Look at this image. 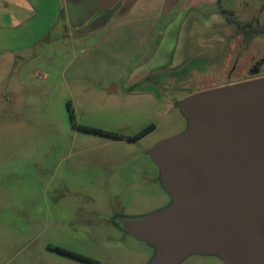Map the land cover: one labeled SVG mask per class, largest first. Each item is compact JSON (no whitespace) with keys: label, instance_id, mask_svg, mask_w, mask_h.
<instances>
[{"label":"rangeland","instance_id":"1","mask_svg":"<svg viewBox=\"0 0 264 264\" xmlns=\"http://www.w3.org/2000/svg\"><path fill=\"white\" fill-rule=\"evenodd\" d=\"M185 4L156 7L146 31H62L56 0H38L24 26L0 23V264H89L54 249L98 264H150L153 249L118 226L171 203L148 151L186 130L181 100L236 84L264 59V36L237 34L264 23V0ZM93 12L91 23L103 16ZM159 55L169 60L160 70ZM148 126L138 141L125 139ZM180 264L223 262L192 254Z\"/></svg>","mask_w":264,"mask_h":264},{"label":"water","instance_id":"2","mask_svg":"<svg viewBox=\"0 0 264 264\" xmlns=\"http://www.w3.org/2000/svg\"><path fill=\"white\" fill-rule=\"evenodd\" d=\"M177 106L186 130L148 151L171 203L120 220L122 231L153 249L150 264H180L192 254L264 264V77L191 94Z\"/></svg>","mask_w":264,"mask_h":264},{"label":"crops","instance_id":"3","mask_svg":"<svg viewBox=\"0 0 264 264\" xmlns=\"http://www.w3.org/2000/svg\"><path fill=\"white\" fill-rule=\"evenodd\" d=\"M35 1L36 3L38 2V0H14L13 3L12 0H0L2 4V7H0V16H6L7 18L4 19L0 17V23L4 21L12 22V27L14 28L24 26L33 18V15L36 14L37 8L35 7ZM174 1L178 2L179 0H117L112 7L102 9L100 7V0H56V14H59L64 24L59 26V23H55L53 26L54 28L57 27L55 29H58L59 26L62 31L108 32L111 30V26L146 31L150 30L153 26L150 16L151 12H154L156 7L163 10L164 6ZM185 1L186 8L197 5V0ZM215 1L217 0H210V2ZM8 2L10 4L5 6L4 4ZM39 4H41V0H39ZM90 5L92 9L94 8L93 13L101 11L103 15L98 22H90ZM113 20L114 22L111 23ZM166 60L167 58L165 55H159L153 58L152 63H154L155 68L160 70L168 63L169 60ZM109 90L111 92L114 88L111 87Z\"/></svg>","mask_w":264,"mask_h":264},{"label":"trees","instance_id":"4","mask_svg":"<svg viewBox=\"0 0 264 264\" xmlns=\"http://www.w3.org/2000/svg\"><path fill=\"white\" fill-rule=\"evenodd\" d=\"M220 1V0H218ZM223 15H229L231 16V18H229L227 21L228 22H233L234 20L232 19V15H230V12H227L225 10H222L221 12ZM237 34L238 35H242L243 39L245 41L254 39L257 36H264V23L263 24H252V23H247V24H242L238 27L237 30ZM70 118H72V113L70 112ZM82 130L88 131V132H94V133H100L103 135H108L111 137H115L118 138V136L108 133V132H102L93 128H89V127H79ZM154 128V126H148L147 128H145L144 130L140 131L138 134L132 136V137H127L125 138L128 141H138L139 139H141L143 136H145L148 132H150L152 129ZM121 138V137H119ZM57 253L65 255L69 258H72L74 260L83 262V263H89V264H98V262L92 261L91 259L82 257L78 254L66 251V250H61V249H56L55 250Z\"/></svg>","mask_w":264,"mask_h":264},{"label":"flooded vegetation","instance_id":"5","mask_svg":"<svg viewBox=\"0 0 264 264\" xmlns=\"http://www.w3.org/2000/svg\"><path fill=\"white\" fill-rule=\"evenodd\" d=\"M236 64V65H235ZM232 68L227 72V76L228 78H230L231 75L234 74L235 70H236V66L237 63H235ZM264 68V59H257V60H252L251 65L249 66V68L246 70L245 73V78L241 79L238 81V83L240 82H245V81H249V80H254V79H258V78H262L264 77V75H260L262 70ZM157 86H159L157 83L155 84ZM120 231H122L120 223L118 224ZM123 232V231H122ZM124 233V232H123ZM126 234V233H124ZM128 235V234H126ZM129 236V235H128ZM131 237V236H130ZM56 250V249H54ZM63 250V249H61Z\"/></svg>","mask_w":264,"mask_h":264}]
</instances>
